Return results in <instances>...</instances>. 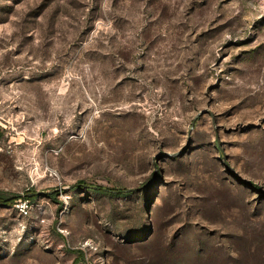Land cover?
I'll use <instances>...</instances> for the list:
<instances>
[{
  "label": "rangeland",
  "instance_id": "rangeland-1",
  "mask_svg": "<svg viewBox=\"0 0 264 264\" xmlns=\"http://www.w3.org/2000/svg\"><path fill=\"white\" fill-rule=\"evenodd\" d=\"M0 194V264H264V0H0Z\"/></svg>",
  "mask_w": 264,
  "mask_h": 264
},
{
  "label": "water",
  "instance_id": "water-1",
  "mask_svg": "<svg viewBox=\"0 0 264 264\" xmlns=\"http://www.w3.org/2000/svg\"><path fill=\"white\" fill-rule=\"evenodd\" d=\"M211 114L212 116V119H213V125H214V129H215V132H216V140H217V143H218V146H220V142H219V128H218V125H217V120H216V115L215 113L209 109V108H205L203 110H201L198 114H196V116L194 117L193 121H192V124L189 128V131H188V134H189V137H188V140H187V143L186 145L184 146V148H182L181 150L177 151V152H168V153H165V155H168V156H181L187 149H189L191 143H192V140H191V137H190V134L192 132V129L194 128L195 124H196V120L202 116L203 114ZM223 151V150H222ZM223 160H224V163L225 165L227 166V168H229V170L244 184H248L250 186H253V182L250 181L249 179L247 178H244L240 173H238L234 167H232L230 165V163L228 162V155L226 153H224L223 151ZM83 186L85 187H92V188H98L97 186H93V185H88V184H82ZM104 190H107V188L103 187ZM139 188H127L126 191H136L138 190ZM30 195H36V196H40V195H47L48 194V191H45V190H39V191H33V192H30L29 193Z\"/></svg>",
  "mask_w": 264,
  "mask_h": 264
},
{
  "label": "trees",
  "instance_id": "trees-1",
  "mask_svg": "<svg viewBox=\"0 0 264 264\" xmlns=\"http://www.w3.org/2000/svg\"><path fill=\"white\" fill-rule=\"evenodd\" d=\"M36 197V195H34V196H30L29 198L30 199H33V198H35ZM1 201H3V202H7L8 200L7 199H5L1 194H0V202Z\"/></svg>",
  "mask_w": 264,
  "mask_h": 264
},
{
  "label": "built area",
  "instance_id": "built-area-1",
  "mask_svg": "<svg viewBox=\"0 0 264 264\" xmlns=\"http://www.w3.org/2000/svg\"><path fill=\"white\" fill-rule=\"evenodd\" d=\"M21 208L23 209V206H21Z\"/></svg>",
  "mask_w": 264,
  "mask_h": 264
}]
</instances>
